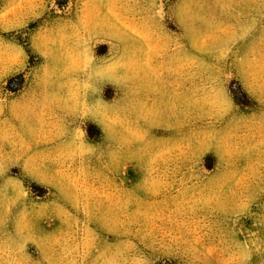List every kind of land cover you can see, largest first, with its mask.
<instances>
[{
	"label": "rangeland",
	"instance_id": "374dc122",
	"mask_svg": "<svg viewBox=\"0 0 264 264\" xmlns=\"http://www.w3.org/2000/svg\"><path fill=\"white\" fill-rule=\"evenodd\" d=\"M0 264H264V0H0Z\"/></svg>",
	"mask_w": 264,
	"mask_h": 264
}]
</instances>
